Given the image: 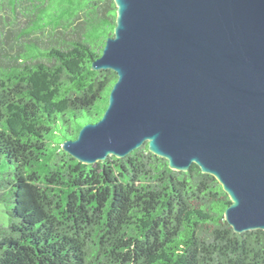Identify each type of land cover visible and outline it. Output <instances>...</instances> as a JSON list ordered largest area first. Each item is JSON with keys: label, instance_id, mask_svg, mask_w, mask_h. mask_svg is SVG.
Returning a JSON list of instances; mask_svg holds the SVG:
<instances>
[{"label": "trees", "instance_id": "trees-1", "mask_svg": "<svg viewBox=\"0 0 264 264\" xmlns=\"http://www.w3.org/2000/svg\"><path fill=\"white\" fill-rule=\"evenodd\" d=\"M6 6L25 19L15 52ZM116 16L115 0H0V264H264V229L235 231L197 163L173 169L148 142L94 164L62 148L108 106L118 74L92 60Z\"/></svg>", "mask_w": 264, "mask_h": 264}, {"label": "water", "instance_id": "water-1", "mask_svg": "<svg viewBox=\"0 0 264 264\" xmlns=\"http://www.w3.org/2000/svg\"><path fill=\"white\" fill-rule=\"evenodd\" d=\"M93 69L108 106L62 148L94 164L148 142L173 169L197 163L229 194L225 218L264 229V0H115Z\"/></svg>", "mask_w": 264, "mask_h": 264}, {"label": "rangeland", "instance_id": "rangeland-1", "mask_svg": "<svg viewBox=\"0 0 264 264\" xmlns=\"http://www.w3.org/2000/svg\"><path fill=\"white\" fill-rule=\"evenodd\" d=\"M1 12L5 16L6 21L8 22V27H7V29L5 28L7 31L12 27V26H10L9 23H14V22L16 23V25L14 26L16 28H14V29H15V31L17 30V33L14 34L13 32H10V33H8L9 37H7V39H5V40H7L6 49L11 51V52H15L17 50V46H16L17 35L22 33V31L20 29H23V27H25V19L19 14L18 20L14 21L13 17L16 15V11L13 7L11 8L9 6H6L5 9H3ZM95 36L96 37L103 36L101 26L98 27V29L95 31ZM108 36L109 35H107L106 38ZM100 42H101V39H99L98 43H100ZM53 138L56 141L60 140L59 136H54ZM3 222L8 223V214L5 211L4 203L0 202V223H3Z\"/></svg>", "mask_w": 264, "mask_h": 264}]
</instances>
